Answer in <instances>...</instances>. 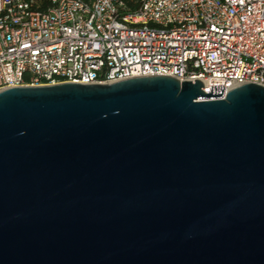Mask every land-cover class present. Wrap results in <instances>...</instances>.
Masks as SVG:
<instances>
[{"label": "water", "instance_id": "95a60500", "mask_svg": "<svg viewBox=\"0 0 264 264\" xmlns=\"http://www.w3.org/2000/svg\"><path fill=\"white\" fill-rule=\"evenodd\" d=\"M202 87L0 90V264H264V84Z\"/></svg>", "mask_w": 264, "mask_h": 264}, {"label": "built area", "instance_id": "2783aa9c", "mask_svg": "<svg viewBox=\"0 0 264 264\" xmlns=\"http://www.w3.org/2000/svg\"><path fill=\"white\" fill-rule=\"evenodd\" d=\"M151 75L264 84V0H0V90Z\"/></svg>", "mask_w": 264, "mask_h": 264}]
</instances>
